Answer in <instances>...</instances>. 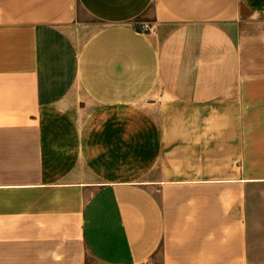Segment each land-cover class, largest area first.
<instances>
[{
    "label": "crops",
    "instance_id": "crops-1",
    "mask_svg": "<svg viewBox=\"0 0 264 264\" xmlns=\"http://www.w3.org/2000/svg\"><path fill=\"white\" fill-rule=\"evenodd\" d=\"M0 264H264V0H0Z\"/></svg>",
    "mask_w": 264,
    "mask_h": 264
},
{
    "label": "built area",
    "instance_id": "built-area-1",
    "mask_svg": "<svg viewBox=\"0 0 264 264\" xmlns=\"http://www.w3.org/2000/svg\"><path fill=\"white\" fill-rule=\"evenodd\" d=\"M142 29H143V30H146V29H147V26L144 25V26L142 27Z\"/></svg>",
    "mask_w": 264,
    "mask_h": 264
}]
</instances>
